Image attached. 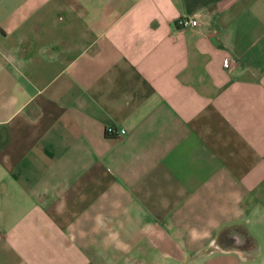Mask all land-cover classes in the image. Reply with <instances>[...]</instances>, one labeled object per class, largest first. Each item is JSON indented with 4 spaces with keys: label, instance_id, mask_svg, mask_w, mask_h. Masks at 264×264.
Instances as JSON below:
<instances>
[{
    "label": "crops",
    "instance_id": "0c3cea01",
    "mask_svg": "<svg viewBox=\"0 0 264 264\" xmlns=\"http://www.w3.org/2000/svg\"><path fill=\"white\" fill-rule=\"evenodd\" d=\"M0 264H264V0H0Z\"/></svg>",
    "mask_w": 264,
    "mask_h": 264
},
{
    "label": "built area",
    "instance_id": "2783aa9c",
    "mask_svg": "<svg viewBox=\"0 0 264 264\" xmlns=\"http://www.w3.org/2000/svg\"><path fill=\"white\" fill-rule=\"evenodd\" d=\"M199 24L198 19L194 18V17H190V16H181L176 20V26L177 28H187V27H192V26H197ZM232 60L231 59H227L225 61V65L227 67H230L232 64ZM127 130L125 128H120L119 130H116L114 125H108L106 127V134L107 135H115L118 138L123 137L124 135H126Z\"/></svg>",
    "mask_w": 264,
    "mask_h": 264
},
{
    "label": "flooded vegetation",
    "instance_id": "af4514ba",
    "mask_svg": "<svg viewBox=\"0 0 264 264\" xmlns=\"http://www.w3.org/2000/svg\"><path fill=\"white\" fill-rule=\"evenodd\" d=\"M247 242V241H246Z\"/></svg>",
    "mask_w": 264,
    "mask_h": 264
}]
</instances>
